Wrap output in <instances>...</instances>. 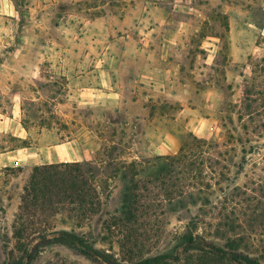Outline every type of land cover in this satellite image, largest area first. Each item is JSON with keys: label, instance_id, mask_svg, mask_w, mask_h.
<instances>
[{"label": "rangeland", "instance_id": "374dc122", "mask_svg": "<svg viewBox=\"0 0 264 264\" xmlns=\"http://www.w3.org/2000/svg\"><path fill=\"white\" fill-rule=\"evenodd\" d=\"M238 2L234 38L212 24L216 54L172 89L192 110L156 155L142 104L79 94L94 65L142 62L144 3L0 0V264H264V0ZM68 141L96 159L30 168Z\"/></svg>", "mask_w": 264, "mask_h": 264}, {"label": "crops", "instance_id": "0c3cea01", "mask_svg": "<svg viewBox=\"0 0 264 264\" xmlns=\"http://www.w3.org/2000/svg\"><path fill=\"white\" fill-rule=\"evenodd\" d=\"M145 4L144 27L140 32L144 45L135 50L142 54V62L104 63L94 65L99 71L98 78L90 80L80 91V95L94 103L104 101L111 104L115 111H128V106L142 104L137 129L140 134H149L148 150L159 155L160 150L173 152L179 148L181 139L174 123L186 120L189 98L174 95L176 86L185 87L189 74L206 68V62L216 54V42L224 38L217 29H209L212 24L223 21L236 22L239 12L238 0H134ZM235 30H229L234 38ZM130 33L128 37L131 36ZM231 55H234L232 53ZM233 58L232 62H234ZM209 63V61H208ZM212 63V62H211ZM212 65H218L217 62ZM97 67V68H96ZM211 68H214L211 66ZM120 71L119 74L115 73ZM198 81L200 76L193 77ZM142 90H145L144 92ZM154 92H157L154 93ZM158 95L161 102L169 103L167 109L160 111L155 102ZM179 103L177 114L170 109V103ZM132 108V106L130 107ZM175 110V109H174ZM198 111V109H195ZM128 113V112H127ZM167 121L159 123V120ZM171 122V123H170ZM157 135L165 140L156 141ZM99 150L85 149L79 142L68 141L47 148L41 161L35 160L30 167L59 165L67 163L90 162L96 159ZM36 155V154H35ZM158 157V156H157ZM16 165H23L16 160Z\"/></svg>", "mask_w": 264, "mask_h": 264}, {"label": "trees", "instance_id": "16d2710c", "mask_svg": "<svg viewBox=\"0 0 264 264\" xmlns=\"http://www.w3.org/2000/svg\"><path fill=\"white\" fill-rule=\"evenodd\" d=\"M77 164H80V163H77ZM52 165H48V166H38L35 168V173L38 174V172H41V169H49V167H51ZM55 166V165H53ZM45 178V177H44ZM122 210L121 211V215H126L127 213L129 214L131 212V210L129 209L130 208V205H129V195L128 193H126V196L124 198V201H123V206H122ZM64 236H62L63 238L62 239H65L67 237H65V235H69L68 233H63ZM65 237V238H64ZM77 240L80 241V239L78 238V236H72L71 239L69 240L71 243H75L74 241L77 242ZM189 241H191V239H189ZM87 253V252H85ZM163 258V256H157V257H154V258H150V259H146V263L150 262V261H158V260H161ZM232 261L240 264V259L238 256H235L233 258H231Z\"/></svg>", "mask_w": 264, "mask_h": 264}]
</instances>
